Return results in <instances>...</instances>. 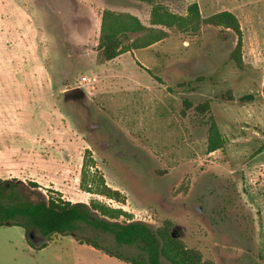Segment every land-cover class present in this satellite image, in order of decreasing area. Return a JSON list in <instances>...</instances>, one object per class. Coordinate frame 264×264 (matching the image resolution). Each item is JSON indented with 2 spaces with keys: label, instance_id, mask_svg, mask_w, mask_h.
Segmentation results:
<instances>
[{
  "label": "rangeland",
  "instance_id": "obj_1",
  "mask_svg": "<svg viewBox=\"0 0 264 264\" xmlns=\"http://www.w3.org/2000/svg\"><path fill=\"white\" fill-rule=\"evenodd\" d=\"M151 1L0 0V179L34 181L71 202L94 199L151 230L169 219L172 235L211 264H264V150L254 154L264 144V0ZM192 3L203 17L235 15L241 69L230 60L235 35L209 25L162 28L163 40L100 59L103 10L161 28L149 22L153 5L184 16ZM99 64L101 77L92 71ZM227 91L231 100L221 98ZM248 93L252 101L238 100ZM204 101L209 109L198 113ZM211 120L224 145L208 152ZM84 156L95 164L90 176L103 177L123 204L80 186ZM84 235L138 252L91 227ZM0 264L126 263L72 235L47 240L31 230L27 242L23 228L0 225Z\"/></svg>",
  "mask_w": 264,
  "mask_h": 264
},
{
  "label": "trees",
  "instance_id": "obj_2",
  "mask_svg": "<svg viewBox=\"0 0 264 264\" xmlns=\"http://www.w3.org/2000/svg\"><path fill=\"white\" fill-rule=\"evenodd\" d=\"M149 22L152 26L161 28H147L135 16L128 13L103 10L95 47L100 59L111 61L131 50L146 48L161 41L168 35L162 28L195 33L201 25H209L231 31L235 35L236 40L230 53V60L238 69L242 68L241 29L237 18L229 11H219L203 17L197 4L192 3L186 8V14L181 16L157 4L150 9ZM137 33L140 36L128 42L129 35ZM154 78L160 82L159 78ZM221 98L231 100L232 97L227 91ZM253 99L251 93L238 98L240 102H249ZM186 106L188 107L189 104ZM195 109L198 113H204L209 109V104L204 101ZM223 145L224 137L216 123L211 120L208 127L207 151H216ZM263 150L264 144L254 154ZM88 151L86 149L85 153ZM94 165L91 158L84 156L80 186L91 194L123 204L121 193L108 186L103 177L90 176L88 168ZM31 193L35 194V199L29 198ZM120 217L125 219L119 221ZM0 225L23 228L24 239L27 242L31 230H35L47 240H50L52 235H72L77 243L90 246L126 264H211L204 260L198 249L188 247L184 241L172 235L173 222L169 219L163 220L159 226L151 230L146 223L132 220L122 209L109 207L94 199L86 204L65 200L56 191L44 195L40 191V186L34 181L22 182L16 178L0 179ZM86 227L111 236L118 247H135L138 250L137 254L127 255L119 250L114 251L102 243L97 235L85 236ZM45 246L46 243H42L39 248Z\"/></svg>",
  "mask_w": 264,
  "mask_h": 264
},
{
  "label": "crops",
  "instance_id": "obj_3",
  "mask_svg": "<svg viewBox=\"0 0 264 264\" xmlns=\"http://www.w3.org/2000/svg\"><path fill=\"white\" fill-rule=\"evenodd\" d=\"M90 8H91V6H90ZM90 8H89V10H90ZM88 9V8H87ZM116 59V58H115ZM114 60V59H113ZM112 61V60H111ZM103 64V63H102ZM102 64H99V65H95L94 67H93V70L92 71H94L95 73L97 72L99 75H98V77H101L100 76V74H101V72H102V70H100L99 69V67H100V65H102ZM66 88H63L62 89V91H64ZM22 180V179H21ZM24 180V179H23Z\"/></svg>",
  "mask_w": 264,
  "mask_h": 264
},
{
  "label": "built area",
  "instance_id": "obj_4",
  "mask_svg": "<svg viewBox=\"0 0 264 264\" xmlns=\"http://www.w3.org/2000/svg\"><path fill=\"white\" fill-rule=\"evenodd\" d=\"M90 78L89 77H86V76H83V77H81V81H80V83L82 84V85H84V84H86V83H90Z\"/></svg>",
  "mask_w": 264,
  "mask_h": 264
},
{
  "label": "water",
  "instance_id": "obj_5",
  "mask_svg": "<svg viewBox=\"0 0 264 264\" xmlns=\"http://www.w3.org/2000/svg\"><path fill=\"white\" fill-rule=\"evenodd\" d=\"M78 91H79V89H78V88H75V89H69V90H66L65 93H66V94H74V93H76V92H78Z\"/></svg>",
  "mask_w": 264,
  "mask_h": 264
}]
</instances>
